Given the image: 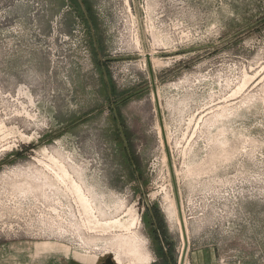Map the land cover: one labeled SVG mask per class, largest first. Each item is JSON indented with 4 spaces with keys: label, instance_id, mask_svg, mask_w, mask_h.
<instances>
[{
    "label": "rangeland",
    "instance_id": "1",
    "mask_svg": "<svg viewBox=\"0 0 264 264\" xmlns=\"http://www.w3.org/2000/svg\"><path fill=\"white\" fill-rule=\"evenodd\" d=\"M174 182L264 264V0H0V264H180Z\"/></svg>",
    "mask_w": 264,
    "mask_h": 264
},
{
    "label": "water",
    "instance_id": "2",
    "mask_svg": "<svg viewBox=\"0 0 264 264\" xmlns=\"http://www.w3.org/2000/svg\"><path fill=\"white\" fill-rule=\"evenodd\" d=\"M152 81H153V94L155 96V102H156L157 111H158V115H159V122L161 124V130H162L163 137L165 138L163 121H162V117H161L162 114H161V109H160V103H159V99H158V95H157V89L155 88L153 77H152ZM165 143H166V140H165ZM174 190H175V195H176V202H177L179 218H180V222H181V228H182L183 234H184V249H183L182 256H181L182 259H180L181 260L180 264H184L185 258L187 256V252L189 251V240H188V237L186 234V228H185L184 221H183L181 205H180L179 198H178V190H177V186H176L175 182H174Z\"/></svg>",
    "mask_w": 264,
    "mask_h": 264
},
{
    "label": "crops",
    "instance_id": "3",
    "mask_svg": "<svg viewBox=\"0 0 264 264\" xmlns=\"http://www.w3.org/2000/svg\"><path fill=\"white\" fill-rule=\"evenodd\" d=\"M91 25V24H90ZM93 28V27H92ZM95 40V38H94ZM96 41V40H95ZM106 74V73H105ZM110 92H111V88H110ZM13 246V245H12ZM14 247V246H13ZM13 251L15 250L14 248H12ZM48 254H45L44 257H41L39 259H36V260H40V261H37L39 263L37 264H56L57 261L59 262H62V260L60 259H55L54 261H52L51 257L48 258L47 256ZM12 259H14L12 257ZM64 259H67L66 257H64ZM217 261L218 259L214 256L213 253H208L206 254L205 252H195L192 256H191V263L190 264H217Z\"/></svg>",
    "mask_w": 264,
    "mask_h": 264
},
{
    "label": "flooded vegetation",
    "instance_id": "4",
    "mask_svg": "<svg viewBox=\"0 0 264 264\" xmlns=\"http://www.w3.org/2000/svg\"><path fill=\"white\" fill-rule=\"evenodd\" d=\"M83 11H84V13H85V15H86V18L89 20V23L91 24V20L88 18V16H87V13H86L85 9H83Z\"/></svg>",
    "mask_w": 264,
    "mask_h": 264
}]
</instances>
